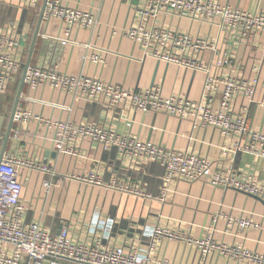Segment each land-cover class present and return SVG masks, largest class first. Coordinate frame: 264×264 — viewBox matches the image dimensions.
<instances>
[{
	"label": "built area",
	"instance_id": "obj_1",
	"mask_svg": "<svg viewBox=\"0 0 264 264\" xmlns=\"http://www.w3.org/2000/svg\"><path fill=\"white\" fill-rule=\"evenodd\" d=\"M25 7L36 9L43 0H21ZM129 3L140 21L125 34L145 52L160 61L201 72L205 76L199 99L186 95L164 96L158 86L125 88L98 77L73 75L49 66L30 63L25 75L20 103L13 117L11 140L17 146L26 129L37 125V132L52 142L58 154L86 160L85 141L100 147L104 153L116 152V158L130 163L154 164L161 171V185L150 192L140 182L113 179L104 181L95 169L65 175L81 183L106 187L136 197L165 203L175 192L178 181L193 182L207 178L210 184L235 188L256 196L264 202V181L255 175L243 178L232 169H217L209 157L190 148H167L151 140H142L128 132H120L99 123H75L40 112L22 103L32 92L43 96L64 95L75 101L96 102L117 112L120 117L131 112H160L180 119H190L194 127H212L233 140L234 150L254 160L264 159V130L254 126L250 107L260 85H264V10H250L218 0H123ZM181 17L217 29V35H193L169 25H156L160 17ZM45 19H54L62 27L65 45L74 30L92 27L95 16L86 9L67 5L63 0H48ZM155 20L149 24L148 20ZM20 39L11 30L0 33V103L16 88L24 70V57L19 51ZM250 48L254 63L251 73L238 71L237 55L242 47ZM92 61H102L97 53ZM25 93V94H23ZM0 139L3 135L0 134ZM50 151V150H49ZM44 155L41 151V155ZM96 162V161H95ZM21 168L36 170L48 178L43 186H55L60 180L57 170L38 155L24 157L4 153L0 162V264H148L150 254L139 249H126L110 244L96 230L99 215L89 223L93 231L89 240L74 237L68 225L58 232L47 229L40 222L25 219L22 201L23 184L19 178ZM217 221V219H216ZM215 221V222H216ZM242 231L260 229L262 224L252 216H241L232 221ZM215 227L199 236L152 228L154 250L164 239L186 241L207 257L217 252L223 257L244 264H264V253L251 250L243 244H228L214 237ZM160 264H169L161 261Z\"/></svg>",
	"mask_w": 264,
	"mask_h": 264
},
{
	"label": "crops",
	"instance_id": "obj_2",
	"mask_svg": "<svg viewBox=\"0 0 264 264\" xmlns=\"http://www.w3.org/2000/svg\"><path fill=\"white\" fill-rule=\"evenodd\" d=\"M218 1L250 10H264V0ZM63 2L89 10L96 22L90 28L74 30L64 45L60 23L43 18L32 64L57 68L73 75L98 77L125 88L158 86L164 96L186 95L194 100L201 97L204 74L147 56L125 34L126 30L140 21L129 3L123 0ZM32 12L21 0H0V33L12 30L19 37V51L25 63L38 23L37 19V23L32 25ZM154 21L150 19L148 23L154 24ZM162 24L193 35H217L215 27L177 16L160 17L156 25ZM92 53L99 54L102 61H92ZM253 63L250 48L242 47L235 67L239 72L249 74ZM19 84L20 81L16 85V92H10L3 106L0 103V134L3 135V139H0V155ZM23 90L28 92L27 88ZM255 101L250 107L253 124L264 130V85L258 88ZM22 103L35 112L62 120L99 123L167 148H190L209 157L217 169H232L243 178L255 175L258 182L264 181V159L257 161L245 153L235 151L233 140L223 136L218 129L195 128L190 119L141 111L120 117L117 112L96 102L75 101L64 95L53 96L52 93L41 96L32 92L28 101L22 98ZM11 133L12 129L10 136ZM10 136L4 153L36 159L39 155L60 174V180L58 177L54 180L55 186L47 189L43 186L48 178L46 175L28 168L20 169L22 201L28 222L38 221L53 232L68 225L74 237L83 241L89 240L91 234H94L89 223L99 215L96 231L110 244L124 246L129 250L139 249L142 254L149 253L151 260L148 264H160L164 260L169 264H244L229 260L217 252L203 258L199 249L183 240L164 239L155 245L154 250H150L153 239L148 233L156 226L195 237L215 227L214 237L217 240L228 244H243L251 250L264 253V202L253 195L231 187L214 186L207 178H203L193 182L178 181L175 192L165 203L151 201L64 176L95 169L106 182L113 179L132 180L140 182L150 192H157L161 185V171L154 164L119 161L115 151L104 153L89 141L82 144L88 151L89 157L86 160L58 154L53 151L52 142L37 132V125L24 131L18 146ZM41 151L44 155H41ZM241 216H252L262 227L242 231L232 222Z\"/></svg>",
	"mask_w": 264,
	"mask_h": 264
},
{
	"label": "water",
	"instance_id": "obj_3",
	"mask_svg": "<svg viewBox=\"0 0 264 264\" xmlns=\"http://www.w3.org/2000/svg\"><path fill=\"white\" fill-rule=\"evenodd\" d=\"M47 2H48V0H43V3H42V7H41V11H40L39 18H38V23H37V26H36V29H35L33 41H32V44H31V47H30V50H29V55H28L27 61H26L25 65H24L23 74L21 76V80H20L19 88H18V91H17V94H16L14 106H13V109H12V112H11L8 128H7V131H6V134H5L4 146H3V149H2V152H1V155H0V162H1L2 158H3L4 152H5V147H6L7 141H8L9 136H10V131L12 129L14 113L17 110L18 106L21 105L20 100H21V95H22L23 89H24L26 70H27L29 64L31 63V59H32L33 53L35 51V45H36L37 38L39 36L40 27H41V24H42V21H43L44 12H45V9H46V6H47ZM254 197H256V196H254ZM256 198L260 200V198H258V197H256ZM261 201H263V200L261 199Z\"/></svg>",
	"mask_w": 264,
	"mask_h": 264
},
{
	"label": "rangeland",
	"instance_id": "obj_4",
	"mask_svg": "<svg viewBox=\"0 0 264 264\" xmlns=\"http://www.w3.org/2000/svg\"><path fill=\"white\" fill-rule=\"evenodd\" d=\"M42 3H43V1H42ZM42 3H40L39 4V6L36 8V9H32L33 10V14H32V18H33V23H32V25L34 26L36 23H37V19H38V17H39V14H40V11H41V7H42Z\"/></svg>",
	"mask_w": 264,
	"mask_h": 264
},
{
	"label": "trees",
	"instance_id": "obj_5",
	"mask_svg": "<svg viewBox=\"0 0 264 264\" xmlns=\"http://www.w3.org/2000/svg\"><path fill=\"white\" fill-rule=\"evenodd\" d=\"M16 89H17V88L14 89L15 92H16Z\"/></svg>",
	"mask_w": 264,
	"mask_h": 264
}]
</instances>
